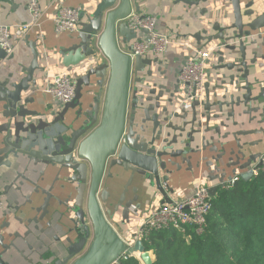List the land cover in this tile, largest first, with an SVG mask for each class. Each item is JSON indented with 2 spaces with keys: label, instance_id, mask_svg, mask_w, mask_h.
I'll use <instances>...</instances> for the list:
<instances>
[{
  "label": "water",
  "instance_id": "95a60500",
  "mask_svg": "<svg viewBox=\"0 0 264 264\" xmlns=\"http://www.w3.org/2000/svg\"><path fill=\"white\" fill-rule=\"evenodd\" d=\"M210 1L231 3L234 22H226L229 15L224 16L222 23L216 22L214 28L219 33L210 36L209 42L221 40L222 46L216 54L223 64L218 68L232 71L229 76L232 87L226 88L224 94H216L214 102L208 92L206 100H193L191 119L185 105L179 111L174 108L176 97L183 92L180 80L173 90L162 83H151L155 74L153 67L161 61L141 56L133 59L128 54L137 33L128 26L127 19L134 9L139 13L140 0H97L91 11L81 12L80 30L62 50L63 64L77 67L76 95L59 110H31L27 107L29 100L23 96L35 70L41 68L37 42L32 43L34 59L25 69L26 77L21 81H0V102L8 118L0 124V167L18 170L12 185L16 183L17 192L25 200L22 204L20 200L15 201L16 212L36 213L31 218L16 217V220L20 224H38L49 215L51 200L56 198L60 206L56 211L61 219L67 217L72 222L70 232L77 238L75 241L67 238L58 250L51 251L50 257L42 256L41 264H123L124 253H138L143 264H155L152 251L143 241L135 239L129 246L125 239H130L117 231L111 219L117 220L121 210V224L130 223L133 207L135 213L141 207L137 202L140 187H156L167 201L164 187H169L168 164L180 167L174 158L182 156L190 166L193 155L206 159L201 154L210 142L203 132L207 134L210 127H203L202 117L207 123L212 118L220 120L218 133L221 127L244 125L245 122L238 119L243 115L259 125V128L228 132L223 138L231 136L233 143L231 139L220 146H211L210 150L216 154L208 162L210 171L218 173L210 176V180H219L221 184L226 181L229 168H233V175L242 178L254 176L250 168L264 153V149L262 152L251 150L259 143L264 144V74L255 65L259 55L264 60V0H248L244 5L242 0H175L188 7L210 4ZM142 31L148 32L147 29ZM249 50L252 59H247ZM233 52H239L240 60H235L230 54ZM5 58V51L0 48V65ZM251 65L255 66L253 82L249 79ZM259 68H264V63ZM133 71L151 80L146 81L143 76L137 78L139 86L133 90L129 113ZM200 106L208 112L215 108L216 112L202 115L200 119ZM250 134L262 137L256 142H242L241 137ZM40 166H43L42 171L38 170ZM108 169L117 170L118 176L130 173L114 203L111 191L103 186L106 173L114 177ZM164 172L167 175L163 181ZM34 173L41 175L39 181L33 178ZM52 173L54 183L45 188V177ZM7 174V171L2 173ZM62 177L65 182L60 185V195L69 191L65 200L53 192L55 183ZM134 180L138 181L133 187L136 196L126 201ZM30 186L32 193L24 194ZM219 186L210 188L211 195ZM36 227L39 229L38 225ZM31 231L13 232L10 243L0 239V264H20L12 251L26 256L15 241L27 242L31 248L27 239Z\"/></svg>",
  "mask_w": 264,
  "mask_h": 264
},
{
  "label": "crops",
  "instance_id": "0c3cea01",
  "mask_svg": "<svg viewBox=\"0 0 264 264\" xmlns=\"http://www.w3.org/2000/svg\"><path fill=\"white\" fill-rule=\"evenodd\" d=\"M97 0H40V4L43 7L45 14L41 18L40 24L32 28L28 34V38L24 42L20 43L14 54L8 57L6 60L1 61L0 65V81L11 80V81H21L26 77L28 72L25 70L28 68L34 59L32 46L33 42H37V49L40 53V66L41 68L36 69L33 75V80L29 82V87L23 92V96L29 101L27 107L31 110H59L64 106V104L58 102L53 98V96L44 91L48 83V79L51 75L60 72H69L73 76H76L77 67H66L63 64V52L62 50L68 47L74 37L77 35L76 32H57L55 29L54 17L61 5L70 7H79L83 11H91L92 7L95 5ZM248 2V0H242L243 5ZM141 9L140 14H146L154 16L158 19L157 27L163 32L171 34L176 42L169 48L166 56L161 63L156 64L153 67L155 71L154 77L151 83H162L168 88L174 89V85L179 80L178 74L179 69L184 64L185 60L189 56V49L187 45L193 47L205 46L213 47L221 44V40H212L209 42V37L216 36L219 31L214 28L216 22L222 23L225 15H229L226 22L229 24L234 22V15L232 13L231 3L227 2H215L210 1V4H200L199 6H186L183 3H177L175 0H140ZM133 12H138L134 9ZM31 20V15L28 10L27 0H0V26L6 25L14 27L20 24L27 23ZM13 33V39H16L15 33ZM198 35L199 37H196ZM262 40H259V44ZM127 46L125 47V49ZM235 57V60H240L239 52L230 53ZM253 54L249 50L247 54V59H252ZM47 59V62L44 60ZM264 60L258 57L257 63L255 64L260 72L264 74V68H259L260 64H263ZM223 63L219 60V55H214L205 65V86L206 90L204 92L202 100H206L207 92L210 95L211 102L217 100L216 94H224L226 88H231L229 76L232 71L226 68H218ZM251 75L249 79L251 82L254 81V65L250 66ZM149 67L146 68L148 70ZM143 76L146 81L151 80L147 78L145 74H137L135 71L132 73V79L130 84V101H129V113L132 106V93L135 88L139 86L137 78ZM36 80V84H34ZM224 81L226 83L224 84ZM183 88V84H181ZM166 98V97H165ZM184 99V92L180 93L175 99L176 110H180L182 107L181 102ZM180 101V102H179ZM193 101V100H192ZM189 101L185 106L188 111V119L192 118L191 102ZM166 102V101H165ZM3 103L0 102V124L8 120L4 116ZM199 118L202 115H209L216 112L215 108L211 111H206L203 106L198 108ZM240 121L245 122L244 125L220 128V133L216 131V128L220 125V120L212 118L209 123L206 119L202 117L203 127L207 125L210 127V131L206 135L207 140H209L210 145L201 154L206 159H199L198 155H193L191 158V166L182 160V156L174 158L173 160L180 166H172L168 164L171 173L168 174V184L169 187L165 186V191L169 202L165 201V197L160 193L156 187L149 186V189L140 187L137 194L139 195L138 204H141L140 209L135 213L133 207L130 216V223L126 225L121 224L122 212L121 210L117 214V220H112L113 226L117 229L119 233L126 235L131 241H134L133 236L136 235V229L141 223L142 216H146L152 209L162 206L163 204L171 203L175 199L190 196L196 186L205 184L207 187L211 188L213 186L221 185L219 180H210V176H217L218 173H212L208 166V162H211L212 157L216 154L215 151L210 150L211 146L218 145L220 143L227 142L232 139L229 136L227 139L223 138L227 136L228 132L232 130H246L250 128H259V125L255 122L251 123L248 121V116L243 115ZM151 126L152 124L149 123ZM263 126V125H260ZM213 138L214 140L210 139ZM260 134H250L247 136H242V142H256L261 139ZM233 143V139L231 140ZM213 148V147H212ZM264 149V144L259 143L258 145L251 148L253 152H262ZM200 155V156H201ZM232 169H227L226 181L230 180L232 174ZM39 171L43 170V166L38 167ZM8 172L6 176L2 173ZM113 172L114 177L110 178L108 173L105 174L103 186L107 187L111 193V200L116 202L120 196V193L129 178V172L118 176L117 170L108 169L107 172ZM18 170L10 169L5 166L0 167V191L3 193V199L5 207L0 211V239L5 243H10L13 237L10 236L13 232H19L20 234H25L29 229L32 231L28 234L27 239L31 244L29 248L28 243L16 240L17 245L24 249V256H20L16 251H12V255L17 257V261L20 264H41V257H50L51 251H56L62 245L63 241L66 242L67 238L72 237L75 241L77 238L70 232V228L73 227L72 222L66 217L61 219L59 213L56 209L60 208L58 200L53 198L50 206V213L38 224L32 223H22L20 224L16 217L20 218H31L36 215L35 212L30 214H20L16 212L15 201L20 200L22 204L24 202V197L21 196L16 190V183L13 182L16 178V173ZM20 172H23L22 170ZM238 171V173H240ZM163 181L166 179V172L163 173ZM55 174H49L45 177V188H49L54 183ZM33 178L35 180H40L41 175L39 173H34ZM21 181V180H19ZM18 181V182H19ZM65 182V178L62 177L54 185V194L65 200L68 197V192L66 194H61L60 185ZM138 185V181L134 180L132 185L129 187V191L126 195V201L134 198L136 193L133 191V187ZM170 188L173 189L170 191ZM33 188L30 186L24 190V194L32 193ZM42 202V201H41ZM39 202V204L41 203ZM73 202V201H71ZM13 207H10V206ZM8 211V212H5ZM17 215V216H16ZM118 221V222H117ZM38 228L37 229V226ZM43 230V232L41 231ZM73 235V236H72ZM40 237L39 240L37 238ZM1 250V246H0ZM62 257L63 255H59ZM57 256L54 260H57ZM53 259V258H52ZM154 259V258H153ZM155 260V259H154ZM140 264L143 262L139 259Z\"/></svg>",
  "mask_w": 264,
  "mask_h": 264
},
{
  "label": "built area",
  "instance_id": "2783aa9c",
  "mask_svg": "<svg viewBox=\"0 0 264 264\" xmlns=\"http://www.w3.org/2000/svg\"><path fill=\"white\" fill-rule=\"evenodd\" d=\"M27 6L31 15L29 22L13 28L6 25L0 26V48L6 53L5 60L14 54L17 46L25 41L34 26L40 24L41 18L45 14L40 0H27ZM82 11L79 7L61 5L54 17L57 32L77 33L80 30ZM127 22L128 26L137 33L136 38L130 43L131 49L126 48L133 59L141 56L163 60L169 48L176 42L171 34L159 30L157 27L158 19L154 16L133 12L128 17ZM142 29H147L148 32L145 33ZM12 31L15 33V40L12 37ZM221 46L216 45L209 48L187 45L189 56L179 69L178 74L184 92L181 106L192 100H202L205 92V65L216 55ZM44 62H47V59ZM44 91L62 104L69 103L74 100L76 95V79L69 72L51 75ZM250 169L253 170V175L264 171V153ZM240 178V175H234L221 186L232 187ZM4 207L3 193L0 191V211ZM211 209L210 188L205 184L198 185L190 196L175 199L171 203L152 209L146 216H142L141 223L136 229L135 239H139L145 244L153 232L175 229L185 233L188 226L194 227L197 232H201L207 223ZM125 242L130 246L132 241L125 239ZM133 256L140 259L138 253H124L121 259L124 261Z\"/></svg>",
  "mask_w": 264,
  "mask_h": 264
},
{
  "label": "trees",
  "instance_id": "16d2710c",
  "mask_svg": "<svg viewBox=\"0 0 264 264\" xmlns=\"http://www.w3.org/2000/svg\"><path fill=\"white\" fill-rule=\"evenodd\" d=\"M201 232L188 226L153 232L145 243L155 264H264V171L219 186ZM123 264H140L130 257Z\"/></svg>",
  "mask_w": 264,
  "mask_h": 264
},
{
  "label": "rangeland",
  "instance_id": "374dc122",
  "mask_svg": "<svg viewBox=\"0 0 264 264\" xmlns=\"http://www.w3.org/2000/svg\"><path fill=\"white\" fill-rule=\"evenodd\" d=\"M152 255H153V258L155 259V256H154L153 252H152Z\"/></svg>",
  "mask_w": 264,
  "mask_h": 264
}]
</instances>
